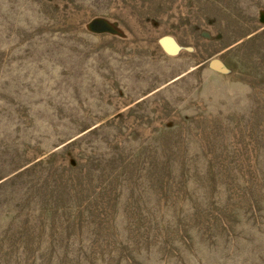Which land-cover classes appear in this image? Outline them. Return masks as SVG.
<instances>
[{
	"label": "rangeland",
	"instance_id": "obj_1",
	"mask_svg": "<svg viewBox=\"0 0 264 264\" xmlns=\"http://www.w3.org/2000/svg\"><path fill=\"white\" fill-rule=\"evenodd\" d=\"M0 264H264V0H0Z\"/></svg>",
	"mask_w": 264,
	"mask_h": 264
},
{
	"label": "water",
	"instance_id": "obj_2",
	"mask_svg": "<svg viewBox=\"0 0 264 264\" xmlns=\"http://www.w3.org/2000/svg\"><path fill=\"white\" fill-rule=\"evenodd\" d=\"M93 28L96 30V31H100V30H108V26H106L102 21H99V20H96L93 22ZM163 45L164 47L170 51V52H174L175 51V45L171 42V40L169 39H164L163 40ZM215 67H218L219 64L218 63H215L214 64Z\"/></svg>",
	"mask_w": 264,
	"mask_h": 264
}]
</instances>
